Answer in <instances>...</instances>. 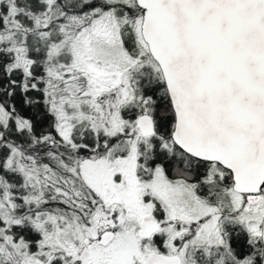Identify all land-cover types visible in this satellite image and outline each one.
Here are the masks:
<instances>
[{"label": "snow or ice", "instance_id": "6c2138e0", "mask_svg": "<svg viewBox=\"0 0 264 264\" xmlns=\"http://www.w3.org/2000/svg\"><path fill=\"white\" fill-rule=\"evenodd\" d=\"M0 264H264V0H0Z\"/></svg>", "mask_w": 264, "mask_h": 264}]
</instances>
